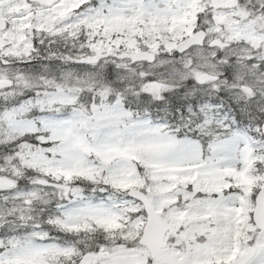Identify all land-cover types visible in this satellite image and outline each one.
<instances>
[{"label": "snow or ice", "instance_id": "6c2138e0", "mask_svg": "<svg viewBox=\"0 0 264 264\" xmlns=\"http://www.w3.org/2000/svg\"><path fill=\"white\" fill-rule=\"evenodd\" d=\"M0 264H264V0H0Z\"/></svg>", "mask_w": 264, "mask_h": 264}]
</instances>
